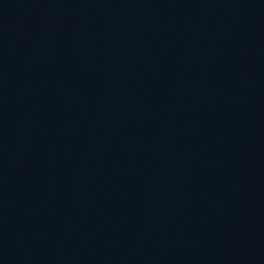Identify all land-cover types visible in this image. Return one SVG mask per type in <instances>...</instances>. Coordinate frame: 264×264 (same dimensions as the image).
I'll use <instances>...</instances> for the list:
<instances>
[{"label":"water","instance_id":"water-1","mask_svg":"<svg viewBox=\"0 0 264 264\" xmlns=\"http://www.w3.org/2000/svg\"><path fill=\"white\" fill-rule=\"evenodd\" d=\"M0 264H264V0H0Z\"/></svg>","mask_w":264,"mask_h":264}]
</instances>
